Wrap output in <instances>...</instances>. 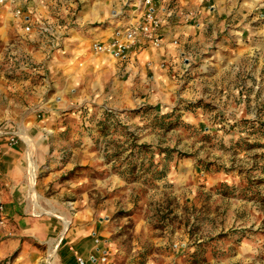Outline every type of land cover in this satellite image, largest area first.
<instances>
[{
    "label": "rangeland",
    "instance_id": "rangeland-1",
    "mask_svg": "<svg viewBox=\"0 0 264 264\" xmlns=\"http://www.w3.org/2000/svg\"><path fill=\"white\" fill-rule=\"evenodd\" d=\"M217 55L122 108L60 116L52 161L74 167L46 194L110 216L108 264H264V74Z\"/></svg>",
    "mask_w": 264,
    "mask_h": 264
},
{
    "label": "crops",
    "instance_id": "crops-1",
    "mask_svg": "<svg viewBox=\"0 0 264 264\" xmlns=\"http://www.w3.org/2000/svg\"><path fill=\"white\" fill-rule=\"evenodd\" d=\"M146 11L162 22L159 47L139 37L119 55L93 51L94 44L112 42ZM187 13L192 14L188 20ZM232 52L258 63L257 71L264 74V0H151L149 6L143 0H14L0 5V264H108L114 253L110 216L98 215L93 202L64 205L55 193L46 194L50 181L74 167L56 168L58 162L52 161L66 151L58 145L60 116L80 106L122 108L134 99L130 90L162 89L171 74L192 72L209 58ZM11 133L17 134L14 145L8 144ZM53 167L57 170L50 176L38 178Z\"/></svg>",
    "mask_w": 264,
    "mask_h": 264
},
{
    "label": "built area",
    "instance_id": "built-area-1",
    "mask_svg": "<svg viewBox=\"0 0 264 264\" xmlns=\"http://www.w3.org/2000/svg\"><path fill=\"white\" fill-rule=\"evenodd\" d=\"M150 3L151 0H143L144 6H149ZM5 4L13 5L14 0H0V5ZM14 15L16 17H20L21 11L19 9H15ZM191 15V13H187L185 15V18L188 20L189 18H191ZM161 24V20L157 19L152 11H146L141 21L125 28L121 33L116 35L115 39L112 42L106 44H94L92 46V49L94 52H101L109 55H119L129 50L135 44L136 39L139 37L144 41L151 43L152 46L159 47V31L161 28ZM174 44L176 43L174 42ZM16 142V137L10 136L8 138L9 145H14L16 144ZM3 225V207L0 200V228L3 227ZM100 262L105 263L106 257H102ZM78 264H83V262L80 260L78 261Z\"/></svg>",
    "mask_w": 264,
    "mask_h": 264
},
{
    "label": "bare ground",
    "instance_id": "bare-ground-1",
    "mask_svg": "<svg viewBox=\"0 0 264 264\" xmlns=\"http://www.w3.org/2000/svg\"><path fill=\"white\" fill-rule=\"evenodd\" d=\"M30 179H31V186H33L34 185V179H35L34 171L31 172Z\"/></svg>",
    "mask_w": 264,
    "mask_h": 264
},
{
    "label": "water",
    "instance_id": "water-1",
    "mask_svg": "<svg viewBox=\"0 0 264 264\" xmlns=\"http://www.w3.org/2000/svg\"><path fill=\"white\" fill-rule=\"evenodd\" d=\"M11 135H12V136H14V137H16V136H17V134H16V133H11Z\"/></svg>",
    "mask_w": 264,
    "mask_h": 264
}]
</instances>
